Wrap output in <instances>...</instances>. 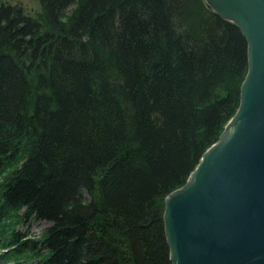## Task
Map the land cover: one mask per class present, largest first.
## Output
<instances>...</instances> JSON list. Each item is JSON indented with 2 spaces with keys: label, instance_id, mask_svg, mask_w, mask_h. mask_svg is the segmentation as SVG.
I'll return each mask as SVG.
<instances>
[{
  "label": "trees",
  "instance_id": "obj_1",
  "mask_svg": "<svg viewBox=\"0 0 264 264\" xmlns=\"http://www.w3.org/2000/svg\"><path fill=\"white\" fill-rule=\"evenodd\" d=\"M40 2L0 1V263L172 264L166 197L236 114L246 38L205 0Z\"/></svg>",
  "mask_w": 264,
  "mask_h": 264
},
{
  "label": "water",
  "instance_id": "obj_2",
  "mask_svg": "<svg viewBox=\"0 0 264 264\" xmlns=\"http://www.w3.org/2000/svg\"><path fill=\"white\" fill-rule=\"evenodd\" d=\"M248 42L236 114L165 201L172 264H264V0H205Z\"/></svg>",
  "mask_w": 264,
  "mask_h": 264
},
{
  "label": "rangeland",
  "instance_id": "obj_3",
  "mask_svg": "<svg viewBox=\"0 0 264 264\" xmlns=\"http://www.w3.org/2000/svg\"><path fill=\"white\" fill-rule=\"evenodd\" d=\"M0 1L4 3L20 4L25 8L27 13L33 16L37 15L39 12L42 11V5H41L40 0H0ZM69 11L68 13H70ZM16 165L18 164H14L13 166H16ZM30 223H31L30 224L31 231H33V234L36 236L41 235V233L51 225L50 223L46 221L44 222L31 221Z\"/></svg>",
  "mask_w": 264,
  "mask_h": 264
},
{
  "label": "bare ground",
  "instance_id": "obj_4",
  "mask_svg": "<svg viewBox=\"0 0 264 264\" xmlns=\"http://www.w3.org/2000/svg\"><path fill=\"white\" fill-rule=\"evenodd\" d=\"M24 210H22L18 215H17V222L15 226H17L18 230L21 232V233H28V235H31L32 234V238H36V237H39V236H36L33 234V231H31V227H30V222H27V218L24 214ZM13 215V214H12ZM12 216H10L9 218H7L5 221L7 222L8 220L11 219ZM32 221H35V220H32Z\"/></svg>",
  "mask_w": 264,
  "mask_h": 264
}]
</instances>
